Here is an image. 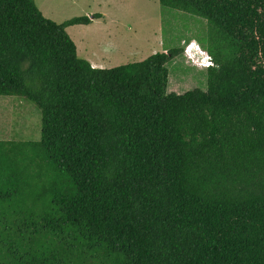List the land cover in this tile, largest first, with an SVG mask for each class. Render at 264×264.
<instances>
[{
    "label": "trees",
    "instance_id": "1",
    "mask_svg": "<svg viewBox=\"0 0 264 264\" xmlns=\"http://www.w3.org/2000/svg\"><path fill=\"white\" fill-rule=\"evenodd\" d=\"M159 1L207 21L206 91L168 92L181 48L95 68L89 17L0 0V96L41 112L0 141V264H264V0Z\"/></svg>",
    "mask_w": 264,
    "mask_h": 264
},
{
    "label": "rangeland",
    "instance_id": "2",
    "mask_svg": "<svg viewBox=\"0 0 264 264\" xmlns=\"http://www.w3.org/2000/svg\"><path fill=\"white\" fill-rule=\"evenodd\" d=\"M34 1L44 17L58 24L85 16L92 20L90 25L66 31L78 56L96 68L112 69L181 48L184 53L167 65L168 92L207 90L208 24L204 18L164 7L159 0ZM40 140L41 112L36 105L20 97L0 96V141Z\"/></svg>",
    "mask_w": 264,
    "mask_h": 264
},
{
    "label": "built area",
    "instance_id": "3",
    "mask_svg": "<svg viewBox=\"0 0 264 264\" xmlns=\"http://www.w3.org/2000/svg\"><path fill=\"white\" fill-rule=\"evenodd\" d=\"M208 58L206 59V62H205V64H204V67L205 68H210V67H212L213 66V62H212V59H211V57L208 55L207 56Z\"/></svg>",
    "mask_w": 264,
    "mask_h": 264
},
{
    "label": "crops",
    "instance_id": "4",
    "mask_svg": "<svg viewBox=\"0 0 264 264\" xmlns=\"http://www.w3.org/2000/svg\"><path fill=\"white\" fill-rule=\"evenodd\" d=\"M93 67H95L93 64H92ZM96 68V67H95Z\"/></svg>",
    "mask_w": 264,
    "mask_h": 264
}]
</instances>
